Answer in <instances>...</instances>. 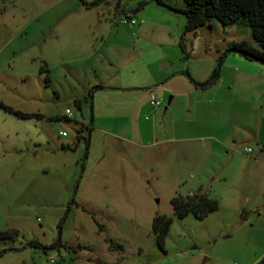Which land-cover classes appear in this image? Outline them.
Here are the masks:
<instances>
[{
	"label": "rangeland",
	"instance_id": "obj_1",
	"mask_svg": "<svg viewBox=\"0 0 264 264\" xmlns=\"http://www.w3.org/2000/svg\"><path fill=\"white\" fill-rule=\"evenodd\" d=\"M84 1L0 0V100L40 114L0 107V264H264V63L229 50L251 28ZM199 191L218 210L177 217Z\"/></svg>",
	"mask_w": 264,
	"mask_h": 264
},
{
	"label": "trees",
	"instance_id": "obj_2",
	"mask_svg": "<svg viewBox=\"0 0 264 264\" xmlns=\"http://www.w3.org/2000/svg\"><path fill=\"white\" fill-rule=\"evenodd\" d=\"M160 4L167 6L177 12H181L187 17L186 32L196 31L205 26L212 18L218 19L225 26L242 25L248 26L252 30L253 39L258 46H253L246 40L234 42L229 50L238 52L245 58L264 63V0H183L185 7H175L164 0H157ZM87 6H93L98 2L89 4L83 0ZM44 71H49L47 65L43 66ZM219 71H216L213 81L219 77ZM47 81L50 82V76L47 75ZM99 88H105L103 85H97ZM92 91L90 92V95ZM76 103L82 108V101L77 99ZM0 107L18 118L31 119L40 116L39 113H28L16 109L4 101L0 100ZM79 132L82 127L78 129ZM62 149H73L70 145H62ZM175 215L184 218L189 214H194L198 218H205L210 213L218 210L219 201L212 198L208 193L199 191L187 197L176 196L172 200ZM173 218L166 215H157L154 219V231L157 237L158 245L164 249L166 238L168 237ZM13 238L10 231H0V240ZM114 249H123L122 245L111 243Z\"/></svg>",
	"mask_w": 264,
	"mask_h": 264
},
{
	"label": "built area",
	"instance_id": "obj_3",
	"mask_svg": "<svg viewBox=\"0 0 264 264\" xmlns=\"http://www.w3.org/2000/svg\"><path fill=\"white\" fill-rule=\"evenodd\" d=\"M125 23H128L130 25V27H133L136 24V20L135 19H130L129 21L124 20ZM151 104L154 106H160L162 104L161 100H158L154 95H152L151 97ZM66 115L68 117H72V111L70 109L66 110ZM63 136H67L66 132H62ZM248 152H251L252 150L249 148L247 150ZM50 264H56V261L54 259H50Z\"/></svg>",
	"mask_w": 264,
	"mask_h": 264
},
{
	"label": "crops",
	"instance_id": "obj_4",
	"mask_svg": "<svg viewBox=\"0 0 264 264\" xmlns=\"http://www.w3.org/2000/svg\"><path fill=\"white\" fill-rule=\"evenodd\" d=\"M21 139H25L24 137L22 138V137H20ZM28 139H25V141H27ZM25 143V142H24ZM20 145H21V140L17 143V147H20ZM19 150H21V148L19 149Z\"/></svg>",
	"mask_w": 264,
	"mask_h": 264
}]
</instances>
